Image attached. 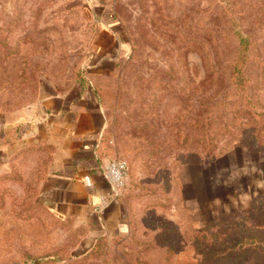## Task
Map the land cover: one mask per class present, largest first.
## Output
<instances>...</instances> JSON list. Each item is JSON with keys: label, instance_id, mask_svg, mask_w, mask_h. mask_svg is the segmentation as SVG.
I'll list each match as a JSON object with an SVG mask.
<instances>
[{"label": "rangeland", "instance_id": "rangeland-1", "mask_svg": "<svg viewBox=\"0 0 264 264\" xmlns=\"http://www.w3.org/2000/svg\"><path fill=\"white\" fill-rule=\"evenodd\" d=\"M86 86L100 154L130 170L123 228L90 242L45 203L53 147L26 136ZM16 261L264 264V0H0V264Z\"/></svg>", "mask_w": 264, "mask_h": 264}, {"label": "crops", "instance_id": "crops-1", "mask_svg": "<svg viewBox=\"0 0 264 264\" xmlns=\"http://www.w3.org/2000/svg\"><path fill=\"white\" fill-rule=\"evenodd\" d=\"M55 98L46 112L38 114L28 126L26 134L30 140L53 147L43 199L63 221L87 229L85 242L94 241L100 234L123 228L126 221L120 195L113 194L110 183L100 172L107 160L98 147L104 111L92 86L82 88L75 98L66 95ZM35 116V112L31 115L22 112L10 121H27ZM86 176L90 177V185ZM102 197L108 202L98 211Z\"/></svg>", "mask_w": 264, "mask_h": 264}, {"label": "built area", "instance_id": "built-area-1", "mask_svg": "<svg viewBox=\"0 0 264 264\" xmlns=\"http://www.w3.org/2000/svg\"><path fill=\"white\" fill-rule=\"evenodd\" d=\"M100 172L103 177L110 183L113 194L119 195L123 191L129 180V164L124 159H112L104 162L100 167ZM85 181L88 185L91 184L89 176L85 177ZM108 199L101 198V202L98 205V209L102 210L107 204Z\"/></svg>", "mask_w": 264, "mask_h": 264}, {"label": "trees", "instance_id": "trees-1", "mask_svg": "<svg viewBox=\"0 0 264 264\" xmlns=\"http://www.w3.org/2000/svg\"><path fill=\"white\" fill-rule=\"evenodd\" d=\"M240 36L241 47L239 48L237 57L234 62L233 76L236 86L243 89V87L245 88L246 83L245 69L250 57V48L248 41L249 38L244 35Z\"/></svg>", "mask_w": 264, "mask_h": 264}, {"label": "water", "instance_id": "water-1", "mask_svg": "<svg viewBox=\"0 0 264 264\" xmlns=\"http://www.w3.org/2000/svg\"><path fill=\"white\" fill-rule=\"evenodd\" d=\"M9 264H22L20 261H16V262H12V263H9Z\"/></svg>", "mask_w": 264, "mask_h": 264}]
</instances>
